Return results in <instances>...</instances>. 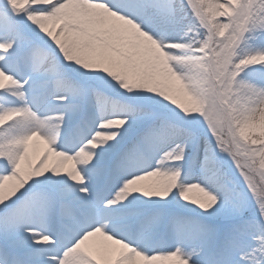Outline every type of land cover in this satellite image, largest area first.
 Instances as JSON below:
<instances>
[{
    "label": "snow or ice",
    "instance_id": "6c2138e0",
    "mask_svg": "<svg viewBox=\"0 0 264 264\" xmlns=\"http://www.w3.org/2000/svg\"><path fill=\"white\" fill-rule=\"evenodd\" d=\"M0 264H264V0H0Z\"/></svg>",
    "mask_w": 264,
    "mask_h": 264
}]
</instances>
